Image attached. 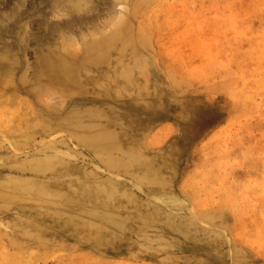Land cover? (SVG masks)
I'll list each match as a JSON object with an SVG mask.
<instances>
[{
	"label": "rangeland",
	"instance_id": "374dc122",
	"mask_svg": "<svg viewBox=\"0 0 264 264\" xmlns=\"http://www.w3.org/2000/svg\"><path fill=\"white\" fill-rule=\"evenodd\" d=\"M47 1L0 0L18 64L0 47V205L24 207L0 209V264H264V0H92L88 24L52 36L69 18ZM93 29L132 42L85 97L36 94L47 46L80 54ZM47 116L59 131L35 128Z\"/></svg>",
	"mask_w": 264,
	"mask_h": 264
},
{
	"label": "bare ground",
	"instance_id": "6f19581e",
	"mask_svg": "<svg viewBox=\"0 0 264 264\" xmlns=\"http://www.w3.org/2000/svg\"><path fill=\"white\" fill-rule=\"evenodd\" d=\"M91 2L92 0H48L47 3L43 6V8H41V10H45L47 6H49L50 7L49 9L51 10L50 13H55V14L57 13L56 16L68 17L69 19L59 20L56 22L51 21L52 22L51 24H49L48 22L46 24H43L45 26L43 28L44 32L48 31V34L52 36L53 33H55V31H59L61 28L72 29L74 27L84 25L85 23H87L89 19L88 17L89 14H88L87 9L89 8V4ZM82 11H84L85 14L83 15L79 14V12H82ZM43 12L40 13V16ZM16 13L17 14L21 13L20 15H17V17L19 18L22 17L23 13L24 15L27 14L26 11L24 12L19 11V7L17 8ZM16 13L14 11L12 12L13 18H16ZM55 14H53L52 16L54 17ZM43 16L45 15H42V19L44 21H47V19H44ZM40 21L41 20L37 21L38 25L36 24L37 25L36 32L30 35V37H32L33 40L38 41V43H40L39 41L41 40L42 35L44 34V33H41L39 29ZM41 27L43 26L41 25ZM3 29L5 33L7 34L12 33V30H9L6 27H4ZM95 30L96 29H93L91 32L92 35L89 36L90 40L87 38V36L90 35L88 32L86 35H82V37L80 38L81 44L83 47V50L81 51L80 54H75L69 51H66L65 53H61V52L51 50L52 48L56 47L55 45L47 46L48 48L45 50L46 54L40 57L37 63L36 70H35L36 75H38L39 77L44 75L47 77V80L43 82H39L40 85L35 88L36 94H38L40 89H42L51 95L52 94H61V95L70 94V96H74L75 94L78 93L77 95H82L83 97H85V95L89 93V91L84 88V84L86 87V83L96 82L95 76L90 75L91 73L90 71H94L96 69L97 72L99 73V77L103 76L104 68L107 65H109L113 59H117L120 57L121 45L124 44L127 46V44L132 42L130 33L128 31H114L110 35H105V36H102V34L98 32L100 36L97 39L95 37L98 34H96ZM46 32H45V35H46ZM61 35L63 36V34ZM60 38L62 37L60 36ZM92 38H94V40H92ZM26 40L27 39H25L23 36L20 35V43H24ZM73 41L74 40L72 39L63 38L62 44L66 42H67L66 44H68ZM0 47L2 51L1 59L3 61L9 60L8 64L10 66H17L18 64H16L17 63L16 58L10 57V54H9V49H12L13 44L7 43L2 37H0ZM76 60H80L82 63H80L77 66ZM5 74L8 75L7 72ZM22 79L23 81L25 80L24 78ZM83 115L85 116L79 117L78 119L79 121L82 120L81 122H84L83 117H85L87 121L91 123V120H93L95 124H98L97 121H100L99 119H101L103 116L102 113L99 111L98 112L90 111L87 114L83 113ZM46 119H49V122L43 120L42 123L39 126H36L35 128L42 129L44 133H50V132L60 130L59 126H60V123L63 122L64 117H62L59 120L57 119L58 121H55V118H53L52 116H47ZM101 128H102L101 125H95L93 127L88 128L93 132L97 131L98 133H101L100 137L101 136L104 137V140L99 139L98 141L99 146L105 145V143H110L111 141L114 140V138L112 139V137H108L107 134H104L101 131ZM81 129L82 127L80 128V130ZM82 140H83V137L80 138V141ZM94 151L96 153H99L97 149L95 148H94ZM100 156L103 158L105 163L109 165L118 164V161L114 159L110 154H104ZM61 162L62 161H59L57 164H61ZM36 163H37L36 165L41 164L42 166H52L56 164L54 162L52 163L51 160L49 161L42 160V161H37ZM131 164L134 165L136 169L140 168V165H142L140 162H136V161H131ZM69 166L70 165L68 164L66 167H63L62 172H68L70 170ZM50 170L52 172L57 171V169H54V168ZM50 170L45 169V171L44 170H37V171L40 173H45V172H50ZM20 186L21 185H19L18 187ZM21 197L22 196L19 195V197L14 198V201L16 202V204L5 202L4 203L5 206L0 205V209L5 208V207H13L18 210L24 209ZM40 197H43V196H38V198ZM18 203H20L22 206L19 205ZM36 206L40 207V204L38 205L37 201H32L30 205V210L36 208ZM40 208H43V207H40Z\"/></svg>",
	"mask_w": 264,
	"mask_h": 264
}]
</instances>
